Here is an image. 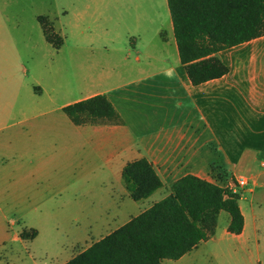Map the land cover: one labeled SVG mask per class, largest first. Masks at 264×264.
<instances>
[{"label": "crops", "instance_id": "obj_1", "mask_svg": "<svg viewBox=\"0 0 264 264\" xmlns=\"http://www.w3.org/2000/svg\"><path fill=\"white\" fill-rule=\"evenodd\" d=\"M38 16L52 24L60 46L46 40ZM35 31L67 56L81 80L65 85L51 77L43 57H34ZM217 55L228 71L192 84L167 0H0V182L40 178L51 167L56 176L105 177L113 183L106 213L116 216L131 207L121 176L129 161L146 158L163 183L149 197L131 199L134 215L186 174L221 186L227 179L234 191L230 179L244 176L248 188L237 191L243 230L230 233L229 216L221 235L243 251L230 256V264H264V201L255 194L264 174L256 170L264 167V34ZM98 93L109 98L121 123L75 125L63 112ZM101 222L87 230L110 228L108 218ZM216 235L217 227L201 242ZM34 260L29 256L28 264Z\"/></svg>", "mask_w": 264, "mask_h": 264}, {"label": "trees", "instance_id": "obj_2", "mask_svg": "<svg viewBox=\"0 0 264 264\" xmlns=\"http://www.w3.org/2000/svg\"><path fill=\"white\" fill-rule=\"evenodd\" d=\"M180 62L194 85L224 75L228 68L217 53L264 34V0H167ZM46 40L62 38L44 16H38ZM75 125L119 124L121 116L109 98L98 93L62 107ZM134 201L149 197L163 183L146 158L127 162L121 172ZM240 194L193 174L170 186L169 193L93 242L63 264H162L177 260L215 233L218 214L230 216L227 230L239 234L244 216ZM37 230H22L33 239Z\"/></svg>", "mask_w": 264, "mask_h": 264}, {"label": "rangeland", "instance_id": "obj_3", "mask_svg": "<svg viewBox=\"0 0 264 264\" xmlns=\"http://www.w3.org/2000/svg\"><path fill=\"white\" fill-rule=\"evenodd\" d=\"M31 42L36 49L34 57H43L51 77L58 78L65 85L82 79L67 56L49 45L36 31ZM55 170V167H51L40 178L18 183L3 185L0 182V264H23L22 260L28 264L31 255L35 258L31 264H63L114 230L117 222L135 216L133 212L136 208L131 199L127 200L131 207L120 215L106 213L112 209L107 197L113 183L105 177L91 175L84 179L76 173L56 176ZM256 170L264 171V167L258 166ZM226 180H221L224 187L229 186ZM230 180L235 191L243 192L248 188L249 183L241 186L236 179ZM255 194L264 201V174L258 179ZM246 195L251 197L249 193ZM241 202L245 207L249 201L242 199ZM105 217L110 228L87 230L89 226L95 228L101 225ZM228 219L229 214L222 211L214 240L201 242L180 262L166 260L165 264H230V256L243 251L237 249L231 236L221 235ZM31 228L38 231L37 236L34 239H21L19 233ZM262 232L264 235V230ZM86 233L88 238L83 237ZM75 236L78 237L73 240ZM259 242L260 250L264 251V238H260Z\"/></svg>", "mask_w": 264, "mask_h": 264}, {"label": "built area", "instance_id": "obj_4", "mask_svg": "<svg viewBox=\"0 0 264 264\" xmlns=\"http://www.w3.org/2000/svg\"><path fill=\"white\" fill-rule=\"evenodd\" d=\"M236 182L238 183V185L244 186L247 184L248 180L246 177L240 176V177H237Z\"/></svg>", "mask_w": 264, "mask_h": 264}]
</instances>
